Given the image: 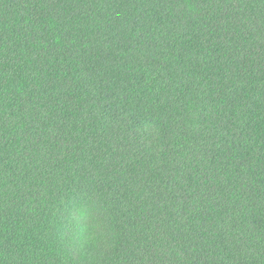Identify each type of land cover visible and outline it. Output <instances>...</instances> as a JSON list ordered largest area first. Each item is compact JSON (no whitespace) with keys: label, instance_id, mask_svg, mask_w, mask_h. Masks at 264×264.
<instances>
[{"label":"trees","instance_id":"16d2710c","mask_svg":"<svg viewBox=\"0 0 264 264\" xmlns=\"http://www.w3.org/2000/svg\"><path fill=\"white\" fill-rule=\"evenodd\" d=\"M0 264H264V0H0Z\"/></svg>","mask_w":264,"mask_h":264}]
</instances>
